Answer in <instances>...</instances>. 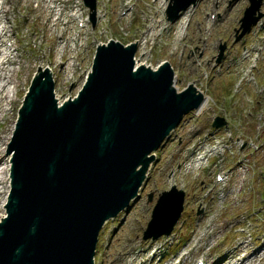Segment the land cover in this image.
Here are the masks:
<instances>
[{"label":"rangeland","instance_id":"rangeland-1","mask_svg":"<svg viewBox=\"0 0 264 264\" xmlns=\"http://www.w3.org/2000/svg\"><path fill=\"white\" fill-rule=\"evenodd\" d=\"M161 1L97 0L94 22L84 0L50 2L51 8L56 6L50 20L49 9L40 0H0V13L3 7L8 10L7 15H0V28L5 24L10 28V35L0 39L9 37L10 43L20 47L17 52L22 62L16 65L19 74L15 73L22 82L18 99L11 117L0 121V131H11L5 155L19 108L39 67L50 70L60 99L56 97L63 102L78 94L100 43L109 39L137 42V60L154 68L169 61L178 89L193 82L209 102L204 109L185 114L167 142L155 151L156 160L140 198L100 232L96 264H169L173 260L176 264L184 254L181 264H198L199 260L229 264L254 252L253 264H264V18L260 28L255 26L235 43V34L243 31L239 20L250 0H199L173 23L166 19L169 2L162 8ZM260 7L264 11V4ZM211 12L216 20L210 18ZM60 13L62 22L56 24ZM73 14L80 16L71 20ZM184 15L186 30L178 36ZM153 18L161 19V26L156 35L147 37L144 33ZM61 32L66 41L78 34L83 44L72 69L61 65L73 54L68 42L61 57ZM221 44L227 47L220 59ZM218 115L226 118L227 128L212 127ZM200 157L203 160L198 165ZM173 185L185 192L179 221L169 235L144 239L160 195ZM3 211L0 205V214ZM203 232L207 235L202 239ZM228 257L233 258L226 261ZM218 259L224 261L218 263Z\"/></svg>","mask_w":264,"mask_h":264},{"label":"water","instance_id":"water-1","mask_svg":"<svg viewBox=\"0 0 264 264\" xmlns=\"http://www.w3.org/2000/svg\"><path fill=\"white\" fill-rule=\"evenodd\" d=\"M197 1L170 0L168 20ZM262 1L250 0L238 39ZM85 3L94 20L97 0ZM137 50V42L100 43L82 88L63 102L49 69L34 74L7 149L11 189L0 219V264H95L104 224L139 198L156 159L150 153L204 101L195 83L175 86L169 61L137 65ZM226 124L221 116L214 122ZM184 201L177 186L164 191L144 239L169 235Z\"/></svg>","mask_w":264,"mask_h":264},{"label":"bare ground","instance_id":"bare-ground-1","mask_svg":"<svg viewBox=\"0 0 264 264\" xmlns=\"http://www.w3.org/2000/svg\"><path fill=\"white\" fill-rule=\"evenodd\" d=\"M40 1L43 3L44 9H49L48 16H49V20H50L52 13H55V9H56V6H52V8H51L50 2L60 1L63 3L65 0H40ZM207 1L212 2L214 0H207ZM168 2H169V0H162L161 1V7L165 8V6L167 5ZM46 4H48V5H46ZM189 10L187 9L186 11L182 12L181 14H183ZM212 11H215V9H212ZM7 13H8V10L6 8L4 9V7H3L0 15L5 16V15H7ZM214 14H215V12H211V14H210V18L212 20H216V18H217V15H214ZM61 16H62V13H60L57 16V18H56L57 23L56 24H61V22H62ZM78 16H80V14L79 15L78 14L71 15V20H73L74 18H77ZM191 16H192V14H191ZM94 18H96V14L94 15ZM182 19H186V21L182 20ZM182 19L180 20L181 23H180L179 29L177 31L178 36L180 34H182L183 31L186 30V23L188 22V18L185 15H184V17H182ZM152 21H153V23H152L149 31L144 33L145 35H147V37H149L151 35H156L155 30L157 29V27L161 26V22H162L161 19L158 20L156 18H153ZM0 29H1V36L2 37L10 35L9 34L10 28L6 24L3 25V27H1ZM262 30H260V31H262ZM76 36L77 37H71L70 41L69 40L66 41V40H63V32H61V37H60V41H59V44L62 45V49L60 52L61 57H63V55L66 53L65 52L66 48L69 45L71 46L70 49H71V52L73 53L71 56H69L67 58L66 61L63 60L61 62L62 67L65 69H72L75 67V65L77 63L76 51L79 50L83 46V44L80 42V40H78V39H80V37H78V34H76ZM234 38H235L234 39L235 41H240V39H241V38L238 39V35L235 36ZM0 40H1L0 41V121H2L5 118L11 117L10 113L12 112L13 104L18 99V91H19V87H20L22 82H21V79L19 78V76H16L15 73H17L16 72L17 71L16 65L19 64V66H21L22 62L18 58L19 54L17 52L18 48H20V47L15 46L14 44L10 43L9 37L7 39H0ZM144 43L148 44V40L144 41ZM253 50L254 49H252L251 51H248V55L245 56L244 58H247L249 55H251V52H253ZM256 51H259V50L257 49ZM260 61H261V59H260ZM136 62H137V65L144 64L143 61L141 62L140 60H137V59H136ZM20 69H21V67H20ZM17 74H19V73H17ZM199 90L201 91L202 89H199ZM55 94L58 97V90H56V89H55ZM58 98L60 99V97H58ZM208 102H209V99L207 96H205V100L200 105V107L202 109H204L206 107V105L208 104ZM202 109H200V110H202ZM8 128H10V127H8ZM5 133H7V130H5L3 132L0 131V205L4 210L3 213L0 214V218L4 217L7 213L5 204H6V201L8 199L7 197L9 195L10 189H11V178H10V171H11V167H12V165H11L12 163L10 160L11 155L10 154L5 155L6 144L8 142V137H9L11 131L9 134H5ZM202 160H203V157H200V159L197 160L198 165L202 162ZM216 161H218V158L215 157V162ZM1 197H2V199H1ZM205 235H207V233L203 232L201 238L203 239ZM215 237H216L215 235L212 238L210 237V242H212ZM200 240L201 239H199V242H200ZM195 246H196V243L194 244V247ZM255 253L256 252H254L253 254H244V255L240 256L239 258H237L235 261H230V259H232L233 257H228L226 261H230L229 264H253ZM185 258H186L185 254L180 256L179 261L176 264H181V262ZM175 261L176 260H173V261L169 262V264H174ZM223 261H224L223 259L222 260L218 259L216 262L222 263Z\"/></svg>","mask_w":264,"mask_h":264}]
</instances>
